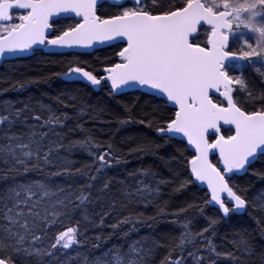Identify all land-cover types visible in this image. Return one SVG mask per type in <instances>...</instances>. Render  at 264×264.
<instances>
[{
  "label": "snow or ice",
  "instance_id": "1",
  "mask_svg": "<svg viewBox=\"0 0 264 264\" xmlns=\"http://www.w3.org/2000/svg\"><path fill=\"white\" fill-rule=\"evenodd\" d=\"M66 21L71 23L64 26ZM236 36L239 42L231 43ZM106 48L112 52L97 57V64L74 60L54 75L106 91L117 103L126 95L143 98L150 110L136 118L133 107L124 105L118 124L135 119L175 146L173 159L187 175L174 191H203L202 203L193 200L169 213L158 200L160 186L170 181L159 179L153 187L142 179L109 177L108 170L128 163L127 156L79 122L89 113L74 103L77 97L56 98L64 109H77L75 116L57 114L42 102L16 107L6 101L0 111V179L12 182L0 190V264H71L92 228L99 230L92 244L98 254L84 256L83 264H155L161 248L167 252L159 264H219L221 257L230 264H257L258 257L264 264V251L243 236L230 241L234 250L222 252L216 244L218 226L245 215L264 237V189L250 198L248 187L237 183L250 171L264 181V87L257 89L244 74L251 69L264 84V0H0V60L41 49L78 56ZM8 83L16 91L28 86ZM73 119L82 139L70 137ZM92 119L105 123L98 115ZM17 125L21 131H13ZM160 146L141 140L127 155ZM76 150L91 162L74 168L69 157ZM33 172L46 179H29ZM150 206L155 215L140 210ZM191 209L206 220L199 230L186 215ZM169 214L178 237L131 239L140 225L153 227ZM105 226L111 229L107 236ZM114 236L123 243L105 249Z\"/></svg>",
  "mask_w": 264,
  "mask_h": 264
},
{
  "label": "trees",
  "instance_id": "2",
  "mask_svg": "<svg viewBox=\"0 0 264 264\" xmlns=\"http://www.w3.org/2000/svg\"><path fill=\"white\" fill-rule=\"evenodd\" d=\"M71 21H66L64 26ZM112 52V49L107 48L97 51L92 55H46L42 52H36L35 55L26 59H19L14 61L4 62L0 65V111H3L5 102H10L16 107H22L24 103L33 106L43 103L51 106L57 114L62 112H69L75 116L77 109L68 108L64 109L62 104L56 102L57 97H63L65 100L70 96L77 97L74 101L76 104H84L87 106L88 115L79 120L83 123L86 129L92 130V134L101 141H111L116 145L117 151L127 156L128 163H122L118 167L108 170L109 177H119L129 183H134L137 180H144L145 184L156 186V181L164 179L170 183L161 185V196L158 203L167 208L168 212H174L181 207H186L188 202L196 200L202 203L204 192L189 186L183 191H174L177 187L179 180L182 179L187 173L183 171L182 165L177 164L173 157L176 155V148L171 144H166L160 140L155 131L144 127L136 122L134 119L132 123L121 127L117 122V117L123 118L124 105L133 107V116L136 118L143 116L144 110H150L143 98H138L137 95L117 97L120 103L113 100L108 96L106 91L91 90L90 87L82 83H66L62 79L54 75V73L62 72L65 70L66 65L74 60H79L84 65L97 64V57H103ZM256 84L257 89L264 87L261 83L260 76L253 70L248 69L245 73ZM20 80L28 84L23 91L13 90L8 81ZM30 81H35L29 83ZM100 109H103L102 111ZM46 116L47 113H44ZM93 115H98L105 121L104 124L94 122ZM69 127L74 129L70 134L71 139H82L83 134L75 130L77 123L76 119L68 122ZM102 129V130H101ZM19 125L13 131H21ZM67 132V129H65ZM141 140L152 141L154 145H161L154 147L152 153H133L127 155L130 148L134 147ZM68 141L65 140V143ZM70 159L75 161L74 168L84 167L85 164L90 163V157L84 152L76 150L70 155ZM2 167V166H0ZM147 170L148 176H139V172ZM135 173L136 175H130ZM179 173V175H176ZM29 179L44 180L46 177L43 173L33 172L28 177ZM25 177L17 176V180H24ZM60 178H54L53 182H59ZM11 179H0V190L6 188ZM238 184L248 187V195L250 198L256 197L261 189H264V181L259 180L256 176L252 175L250 171L248 175L241 177ZM120 185L113 180V191L119 195ZM95 191V190H94ZM93 206L89 205L90 211ZM149 215H155L157 209L150 206L148 209H140ZM100 207H95V212H99ZM208 215L213 214L212 209H206ZM189 217H194L193 230H199L204 227L206 220L204 216L200 215L196 209H191L186 214ZM91 219L99 221L98 215H90ZM174 219L170 214L161 217L153 227L139 226V230L132 234L131 239H138L144 236H152L161 242H167L170 236H179V227L174 226L170 221ZM75 222L73 221V224ZM257 225L255 220L245 215L243 218L234 217L232 220L221 223L218 226V233L216 237V244L219 249L224 252L234 250L230 241L239 240L241 236L247 239L257 250V252L264 251V237H261L259 232L256 231ZM111 232V229L105 226L103 234L105 236ZM99 233L98 229L92 228L87 232L88 239L84 241V246L81 249V256L77 257L73 252L71 255L73 260L71 264H83V257L88 256L92 258L97 253L93 248L94 236ZM123 243L118 237H112L107 240L103 245L106 249L112 245ZM167 249L161 248L158 250V255L155 264H159V260L166 254ZM258 264V257L255 258ZM219 264H230V261L221 257Z\"/></svg>",
  "mask_w": 264,
  "mask_h": 264
},
{
  "label": "water",
  "instance_id": "3",
  "mask_svg": "<svg viewBox=\"0 0 264 264\" xmlns=\"http://www.w3.org/2000/svg\"><path fill=\"white\" fill-rule=\"evenodd\" d=\"M107 49V48H106ZM40 51H42V52H44V53H46L44 50H40ZM46 54H48V53H46ZM32 55L30 54V55H28V56H26V57H22V58H15V57H7V58H5V59H3V60H0V65L2 64V63H4V62H8V61H14V60H19V59H26V58H29V57H31Z\"/></svg>",
  "mask_w": 264,
  "mask_h": 264
},
{
  "label": "rangeland",
  "instance_id": "4",
  "mask_svg": "<svg viewBox=\"0 0 264 264\" xmlns=\"http://www.w3.org/2000/svg\"><path fill=\"white\" fill-rule=\"evenodd\" d=\"M247 35H250V34H248V33L245 32V36H247ZM239 40H240V37L239 36L233 37V39H231V41H233L234 43H238Z\"/></svg>",
  "mask_w": 264,
  "mask_h": 264
},
{
  "label": "bare ground",
  "instance_id": "5",
  "mask_svg": "<svg viewBox=\"0 0 264 264\" xmlns=\"http://www.w3.org/2000/svg\"><path fill=\"white\" fill-rule=\"evenodd\" d=\"M38 52H42V51H38ZM43 54H46V53H44V52H42ZM46 55H49V54H46ZM32 57V56H31Z\"/></svg>",
  "mask_w": 264,
  "mask_h": 264
}]
</instances>
